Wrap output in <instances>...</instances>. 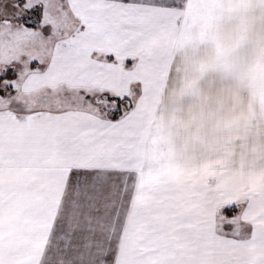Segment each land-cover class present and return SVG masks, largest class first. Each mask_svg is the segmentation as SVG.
<instances>
[{"label":"snow or ice","instance_id":"6c2138e0","mask_svg":"<svg viewBox=\"0 0 264 264\" xmlns=\"http://www.w3.org/2000/svg\"><path fill=\"white\" fill-rule=\"evenodd\" d=\"M0 264H264V0H0Z\"/></svg>","mask_w":264,"mask_h":264}]
</instances>
